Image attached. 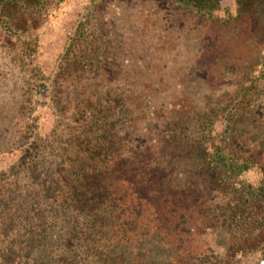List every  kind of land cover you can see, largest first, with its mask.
<instances>
[{"label": "trees", "instance_id": "1", "mask_svg": "<svg viewBox=\"0 0 264 264\" xmlns=\"http://www.w3.org/2000/svg\"><path fill=\"white\" fill-rule=\"evenodd\" d=\"M65 1L0 0V154L20 152L0 173V264L264 262V0L222 17L224 0H92L46 76ZM180 37L182 99L155 106L151 58Z\"/></svg>", "mask_w": 264, "mask_h": 264}, {"label": "rangeland", "instance_id": "2", "mask_svg": "<svg viewBox=\"0 0 264 264\" xmlns=\"http://www.w3.org/2000/svg\"><path fill=\"white\" fill-rule=\"evenodd\" d=\"M68 1V0H67ZM92 0H72L71 2L67 4H62L60 8L56 11H54L52 14L51 19L53 16L58 14L62 8H64V11H62L59 16L55 18V26L57 27H62V32H65L67 29L69 30L72 24H76L81 12L84 10V8L89 4V2ZM234 1L233 0H224L223 2L220 3L219 10L217 12V15L223 16L225 11H232V13L235 12V7H234ZM81 10V11H80ZM80 11V12H79ZM56 13V14H55ZM49 23V22H48ZM57 24V25H56ZM54 28V25L53 27ZM49 28L48 33L51 35L53 32H55V29ZM72 33V32H71ZM40 40H41V35H40ZM40 43V41H39ZM176 47L170 52V55H166V51L159 50V52L155 51L153 54L152 60V65L156 64L158 68H155V65L153 69H149L148 72L145 71L147 74L146 81L151 82V90H145L143 98L145 100H151L153 105H165L166 108L168 105L171 104H178V102L182 99L181 93L179 94V91L181 90V86L179 85L180 78L182 77V73H184L182 70L179 69V66L182 63H186L189 61V59L192 57V54L186 50L187 44H185V37H180L178 40H176ZM157 47L161 45H156ZM40 47V46H39ZM166 49L168 46H166ZM40 54V53H39ZM39 54H38V59H39ZM173 61V63H172ZM39 64H40V59H39ZM41 66V65H40ZM42 68V67H41ZM43 71V69H42ZM44 72V71H43ZM128 73L130 71L128 70ZM126 73V74H128ZM143 73V74H145ZM44 74V73H43ZM45 75V74H44ZM47 76V75H46ZM178 89V90H177ZM178 106V105H177ZM176 106V107H177ZM43 108L48 109L47 112L50 114V121H52L51 124H53V128L55 127V116L53 111L44 106H39L37 108L36 116H39L40 121H39V133H40V127L42 123V114L40 113V110ZM49 121L47 120L46 116V122ZM45 123H43L44 125ZM47 125V124H46ZM49 128V125H47ZM52 128V130H53ZM46 129V127H45ZM44 130V128H43ZM52 130L46 134V135H40L42 137L48 136ZM45 132V131H44ZM221 133V124L217 123L215 126V134L219 135ZM45 134V133H44ZM20 157V152L19 151H13L9 153H2L0 154V173L3 171L8 170L11 166H13ZM259 174L258 172L252 171L243 176V179L246 180L248 183L250 182L251 185L255 186L259 184ZM258 257V256H257ZM260 261V256L258 258H255L251 261H246L244 260L241 264H259Z\"/></svg>", "mask_w": 264, "mask_h": 264}, {"label": "crops", "instance_id": "3", "mask_svg": "<svg viewBox=\"0 0 264 264\" xmlns=\"http://www.w3.org/2000/svg\"><path fill=\"white\" fill-rule=\"evenodd\" d=\"M71 1L72 0L65 1L63 4L65 5ZM62 7H63V5H62ZM62 11H64V8H62L58 14L55 13L56 15L53 16L51 21H49V23L43 28V30L41 32V40L39 43V46H40L39 47V53H40L39 59H40V65H41V67L44 71L43 73L45 75H49L51 72H53L54 67L56 65V62H57V59L59 58V56L64 51V48H65L66 43L68 41V38L71 35V32L75 26V23H74V24H72V26L70 27L69 30L67 29L65 32L61 33L62 30H60V29H62V27L55 26L54 20L57 16L62 14L61 13ZM230 12L232 13L231 10H230ZM53 25H54V28H52ZM49 28L55 29L56 31L53 32L51 35H49V33H48ZM47 110L48 109L43 110V108L40 110V113L42 114V116L44 115L42 117V123H41V127H40V133L42 136L48 134L52 130L53 124H54V122H53V124H51L52 121H50L51 120L49 117L50 114L47 112ZM46 116H47V120L49 119V121H47V122H46ZM43 123H45V124L43 125ZM46 124L49 125V128ZM45 127H46V129H45ZM43 128H44V130H43ZM258 257L252 256V257L246 259V261L249 262V261H251L255 258H258Z\"/></svg>", "mask_w": 264, "mask_h": 264}, {"label": "water", "instance_id": "4", "mask_svg": "<svg viewBox=\"0 0 264 264\" xmlns=\"http://www.w3.org/2000/svg\"><path fill=\"white\" fill-rule=\"evenodd\" d=\"M260 264H264V262L262 261V262H260Z\"/></svg>", "mask_w": 264, "mask_h": 264}]
</instances>
